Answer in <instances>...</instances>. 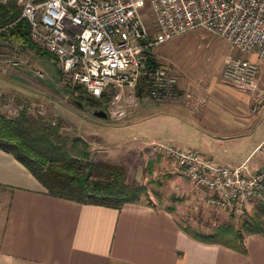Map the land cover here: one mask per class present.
I'll return each mask as SVG.
<instances>
[{
    "label": "built area",
    "instance_id": "1",
    "mask_svg": "<svg viewBox=\"0 0 264 264\" xmlns=\"http://www.w3.org/2000/svg\"><path fill=\"white\" fill-rule=\"evenodd\" d=\"M155 30L142 6L146 0H0L20 6L29 35L53 53L59 79L75 93L99 99L108 118L126 116L141 99L171 100L182 93L177 74L150 62L154 44L189 29L205 27L237 47L222 71L225 82L256 88L264 81V0H148ZM2 54V53H1ZM5 54V53H4ZM20 63L15 55L6 57ZM6 70V67H3ZM43 75L41 69H36ZM45 104L0 87V113H44ZM178 170L204 189L209 205L240 214L247 203L264 199V162L251 168L246 160L224 163L197 147L154 141ZM264 153V138L255 146Z\"/></svg>",
    "mask_w": 264,
    "mask_h": 264
},
{
    "label": "crops",
    "instance_id": "2",
    "mask_svg": "<svg viewBox=\"0 0 264 264\" xmlns=\"http://www.w3.org/2000/svg\"><path fill=\"white\" fill-rule=\"evenodd\" d=\"M15 5L3 3L0 17ZM6 43L10 39L0 35V45ZM180 85L179 97L144 111L152 125L161 114L164 134L141 138L197 147L224 163L246 160L254 168L264 162V153L254 149L264 138L255 122V101L263 93L213 77ZM186 227L164 204L141 199L114 206L50 194L0 147V264H264V233H246L243 251L198 238Z\"/></svg>",
    "mask_w": 264,
    "mask_h": 264
},
{
    "label": "rangeland",
    "instance_id": "3",
    "mask_svg": "<svg viewBox=\"0 0 264 264\" xmlns=\"http://www.w3.org/2000/svg\"><path fill=\"white\" fill-rule=\"evenodd\" d=\"M142 9L154 31L156 23L148 0ZM150 48V54L154 55L158 63L169 67L180 82L183 80L186 83L212 77L224 81L222 71L226 59L230 55L245 54L202 26L158 42ZM10 55L18 57L20 63H9L6 57ZM56 62L54 55L37 43L31 46L13 41L0 45V87L17 91L20 97L43 102L46 108L44 113H28L51 122L59 133V136H53L71 154L79 157L84 168L92 159L95 163L92 177L103 175L98 163L121 165L126 181L145 185L142 200L174 207L181 223L191 230H213L223 222L240 226L244 219L251 218L257 200L245 206L240 214L209 205L204 191L195 187L190 178L178 170L170 155L155 149L154 142H147L145 137H140L148 132L150 135L164 134L163 130L167 126H163L165 119L161 114L153 120L155 123L152 125L149 120H144V111L151 107L160 108L168 100L143 98L137 108L120 119L101 116L95 113V109L101 106L95 102H79L77 94L62 84ZM36 69H41L44 74L38 75ZM246 89L260 96L259 93L264 94V81L260 80L256 88ZM255 104V122L259 121L258 130L262 131L264 96L257 97ZM139 112L141 114L134 117Z\"/></svg>",
    "mask_w": 264,
    "mask_h": 264
},
{
    "label": "trees",
    "instance_id": "4",
    "mask_svg": "<svg viewBox=\"0 0 264 264\" xmlns=\"http://www.w3.org/2000/svg\"><path fill=\"white\" fill-rule=\"evenodd\" d=\"M1 7L3 8V3H0ZM13 8L12 14L0 17V35L8 37L10 42L19 41L35 46L36 43L29 35V21L20 16V7L15 5ZM150 62L158 64L154 55H150ZM75 94L79 102H95L105 108L99 99L86 94L84 90ZM53 135L59 136L57 128L32 113L22 112L12 117L0 113V147L22 161L47 187L50 194L80 202L114 206H120L125 201L141 200L145 185L126 181L121 165L98 163L103 175L92 177L91 171L95 165L92 159L88 161L87 168H84L79 157L71 154ZM190 231L203 240L223 242L245 251L246 233H264V199L258 200L251 218L244 219L240 226L223 222L213 230Z\"/></svg>",
    "mask_w": 264,
    "mask_h": 264
},
{
    "label": "water",
    "instance_id": "5",
    "mask_svg": "<svg viewBox=\"0 0 264 264\" xmlns=\"http://www.w3.org/2000/svg\"><path fill=\"white\" fill-rule=\"evenodd\" d=\"M95 113H97V114H99V115H101V116H106V117H108V113H107L106 109L103 108V107L96 108V109H95Z\"/></svg>",
    "mask_w": 264,
    "mask_h": 264
}]
</instances>
